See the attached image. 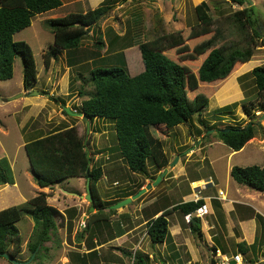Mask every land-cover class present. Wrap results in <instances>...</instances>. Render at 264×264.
<instances>
[{"label":"rangeland","instance_id":"1","mask_svg":"<svg viewBox=\"0 0 264 264\" xmlns=\"http://www.w3.org/2000/svg\"><path fill=\"white\" fill-rule=\"evenodd\" d=\"M192 1L62 0L61 6L35 15L28 27L14 34L15 39L26 41L32 49L37 68V81L32 90L39 93L29 94L32 90L24 89L22 58L21 55H17L13 63V76L7 80H0V157L6 156L11 164L15 181L13 184H15L16 190L14 187L6 188V185L0 184V191L2 190L0 206L5 208L24 203L25 200L44 190L48 203L63 212V216L55 217L56 228L50 232L49 239L44 242L35 259L34 253L32 256L28 247V243L33 241L34 221L29 215L21 217L15 223L21 240L20 251L13 258L27 261L26 264H83L81 261L84 256L85 264H133V259L128 256L127 252L134 254L137 251L148 256L146 264H211V259L215 260L216 258L213 257L211 247H208L204 238L186 230L189 227L178 210L167 216L169 228L171 230L176 221L181 220L179 223L182 229L186 228L182 230V233L187 234L186 238L180 235L176 240L179 242V246H177L172 243L169 233L164 242L152 243L146 233L143 219L137 211L138 204L144 198L158 199V196L165 197L168 202L176 204L193 193L189 184L190 179L209 177L215 185L209 184L208 189L204 192L206 194H215L220 188L225 191L228 197L242 198L244 190H247L256 192L258 195L255 196L264 204V192L252 190L237 183L230 177L228 170L232 165H264V119L259 121L262 127L257 128L256 136L251 138L242 149L234 151L235 153L230 157H227L231 150L227 145L217 139H210L216 137V127H224L228 124L243 125L249 121L248 116L242 111L240 102L254 98V83L249 75L243 80H240L239 76L249 72L251 68H246L251 64H254L253 67L264 64L263 40L260 41L254 37L256 39L254 45L251 39L253 36L251 29L248 26H241L240 22L234 18L235 12L241 10L244 5L229 0H207L209 13L213 19V24L209 29L211 34H217L215 46L225 43L244 47L251 44L253 46L252 61L250 60L244 67L240 66L212 94L207 107L200 116L194 115L188 122L169 128L164 125L151 127L152 133L162 141L163 150L166 156H169L170 164L176 163L177 157H179L178 162L173 164L185 169V174L179 175V178L172 176L175 171H171L168 175L165 170L156 172L157 168L151 166L150 160L146 161L148 174L133 172L115 150L116 136L112 122L95 119L90 124L86 123V119L82 116H67L63 112L64 107L80 111L81 101L86 98V95H80L78 90L81 88L87 91L93 88L91 84L83 85V78L80 77H87L90 69L101 65L102 62L98 64L99 57L108 56L106 63H124V59L117 53L132 45L131 23L126 12L129 7L145 5L158 9L170 33H175V37H179L187 34L197 24ZM104 2L112 4L107 16L87 33L77 49L69 51L70 54L66 50H62L56 58L50 59V64L46 68L43 63V53L48 45L52 44L53 34L45 25L44 20L63 16L69 12H84L87 9L96 8ZM250 5L254 7V16L258 18L256 28L261 35H264V1L252 0ZM96 28L100 31L99 35L102 36L106 44L101 49L94 45L97 39ZM144 34L145 39L152 38V31L149 29H146ZM98 51L100 56L95 54ZM134 56L135 54L132 52L127 53V64L130 65L134 62ZM181 59L187 67L193 61L189 55H185ZM188 74L190 71H187ZM230 84L236 85L241 90L239 98L229 99L234 96ZM18 93H22V95L13 100L6 99ZM213 97L219 100L229 99L227 104L236 101L238 104L234 115L220 119L213 116L212 110L217 107L213 105L215 103ZM263 111L256 110L255 114L259 116ZM198 117L211 128L206 129L201 125ZM65 125L76 127L78 134L84 138L88 154L93 158L92 162L96 161L102 165L103 175L96 183L97 192L102 199H113L120 196L122 192H134L146 177L151 181L156 180V184L147 190L142 199L141 196L130 204L114 209L115 211L108 215L109 221L103 220L95 225L92 223L83 236L79 234L83 232L89 214L96 211V207L91 212L88 210L90 203L84 198L86 179L83 177L68 178L54 184L51 188L38 189L23 147L26 140L47 134ZM201 133L203 134L202 138L199 137ZM188 148H194V150H188ZM160 202L159 200L156 204L159 205ZM157 207L152 204L149 210L154 212ZM107 210L108 208H105L103 212H107ZM122 214H126L128 218L122 219L120 217ZM217 215L223 225L221 226L224 228L223 232L228 234L226 239L218 237L217 241H220L222 245L220 252L225 253L224 251H226L227 256L240 252L237 247V239H240L242 235L241 229L243 231L244 228L243 235L247 242L250 241L247 239H252L249 225L245 224L240 229L237 223L230 224L226 213L220 210V214ZM203 218L207 219V216L205 215ZM118 221L122 222L126 231L123 235L115 237V230L119 227ZM256 224L254 241L249 245L248 252L246 254L239 253L242 256V264H249V260H264V225L260 221ZM214 230L220 232L217 223ZM91 247L96 250V253L94 255L86 254L91 250ZM192 256L194 259L187 261ZM0 264L12 263L1 256Z\"/></svg>","mask_w":264,"mask_h":264},{"label":"trees","instance_id":"2","mask_svg":"<svg viewBox=\"0 0 264 264\" xmlns=\"http://www.w3.org/2000/svg\"><path fill=\"white\" fill-rule=\"evenodd\" d=\"M230 1L244 5L241 10L235 12L234 18L241 26H248L251 29L253 44L256 40L254 37L263 40L264 43V35L256 28L258 18L254 16V7L247 5L248 0ZM61 5L62 0H0L1 81L13 76L15 57L21 55L23 87L27 91L33 89L37 81V68L32 49L26 41L15 39L14 34L28 27L35 15ZM111 7L112 4L104 2L84 12H69L63 16L46 18L44 22L53 34V42L43 53L44 66L47 68L50 59L56 58L62 50L70 54L69 51L77 49L87 33L107 16ZM126 12L131 23L132 45L117 53L124 59V63H106L108 56H101L98 60V64L102 62L101 65L90 69L87 77L79 76L83 78V85L93 86L91 90L81 88L78 90L80 95H86L81 101L79 112L89 119L90 124L95 119L112 122L116 136L115 150L130 170L148 174L147 160H150L151 166L157 169L165 167L168 163L162 141L152 133L151 127L164 125L169 128L188 122L194 115L200 116L212 94L240 66L244 67L251 59L253 46L250 44L240 47L237 44L225 43L215 46L217 34H211L209 29L213 19L209 13V5L205 1L194 6L196 26L179 37H175V33H170L156 8L134 5ZM146 29L152 31V38L145 39ZM99 33L96 28L97 39L94 45L101 49L106 44ZM131 52L135 56L134 62L129 65L126 57L127 53ZM99 53L98 51L95 54ZM185 55L193 58L189 67L181 59ZM187 71H190V74L187 75ZM248 75L254 83L255 95L254 98L245 99L240 104L249 121L243 125L228 124L215 128L217 139L234 151L240 150L249 139L256 136L257 128L262 127L260 122L254 119L257 116L256 110H264V64L254 66L249 72L239 76V79L243 80ZM237 104L235 101L216 107L212 110L213 116L217 119L233 116ZM63 112L69 116L64 109ZM198 121L206 129L211 128L205 125L200 117ZM85 144L83 136L78 134L74 125L58 127L47 134L26 140L23 144L34 182L39 187L51 188L64 179L89 177L96 211L89 214L80 236L89 230L92 223L95 225L103 220L109 221L108 215L115 210L108 209L107 212H103V209L139 189L131 193L122 192L113 199H102L97 192L96 183L103 175V168L98 162H92L93 158L88 154ZM230 176L239 184L264 192V165H233ZM14 182L8 158L0 157V184ZM202 203V198L197 201L180 202L149 219L145 226L150 241L162 243L166 240L170 233L167 216L171 212L178 210L183 217L185 213L193 211ZM24 215H29L34 221L33 241L28 243V247L30 254L34 253L35 259L44 242L49 239L50 232L56 228L55 217H62L63 212L48 203L47 194L43 191L25 200L24 203L0 209V257L4 252L14 257L20 251L21 240L15 223ZM120 217L128 218L126 214ZM118 224L115 237L123 235L126 231L122 222L118 221ZM187 225L192 233L202 237L198 217H193ZM237 247L242 254L249 250V245L245 241L238 242ZM92 248L86 254L94 255L96 250ZM213 250L215 251V248ZM127 254L132 257L133 264H146L148 261V256L141 252ZM81 262L86 263L84 256ZM211 262L214 264L215 260L212 258ZM249 262L264 264V260ZM232 264H235L234 261Z\"/></svg>","mask_w":264,"mask_h":264},{"label":"crops","instance_id":"3","mask_svg":"<svg viewBox=\"0 0 264 264\" xmlns=\"http://www.w3.org/2000/svg\"><path fill=\"white\" fill-rule=\"evenodd\" d=\"M192 1V0H191ZM202 1H205L207 2V0H193L192 3H193V6H196L197 4H199L200 2ZM230 1V0H229ZM255 1V0H254ZM264 1V0H263ZM231 2V1H230ZM208 3V2H207ZM252 3V0H248V6H251L250 4ZM209 5V4H208ZM251 60V59H250ZM250 60L248 62H250ZM252 61V60H251ZM246 62V63H248ZM254 64H251L250 66H248L246 69H252ZM245 69V68H244ZM230 89L232 91V95H234L232 98H229V99H237L241 96V90L238 89V87H236V85L234 84H230ZM8 96V95H7ZM214 98V97H213ZM229 99H222V100H219L218 98H214V104L215 106L217 107H220V106H223V105H226L227 102H229L230 100ZM216 108V107H215ZM214 108V109H215ZM4 131V130H2ZM193 136V135H192ZM203 134L201 133V135L199 136L200 138H202ZM211 140H216L217 137H212L210 138ZM218 140V139H217ZM250 140V139H249ZM248 140V141H249ZM220 141V140H219ZM247 141V142H248ZM222 142V141H221ZM246 142V143H247ZM223 143V142H222ZM245 143V144H246ZM202 145V144H201ZM226 145V144H225ZM191 147V146H190ZM230 148V147H229ZM243 148V147H242ZM241 148V149H242ZM191 149V148H188V150ZM231 149V148H230ZM192 151L194 150V148L191 149ZM238 151V150H237ZM234 150H230L229 153L227 154V157H230L231 155H233ZM168 158V163L167 165H165V167H161V168H158L156 172H161L163 170H165V172L168 174H170L171 171H175V173L172 175L173 177H177L179 178L180 176L179 175H184L185 173V169L183 167H177L178 165H171L170 164V160H169V156L167 157ZM179 160V157H177V162ZM176 162V163H177ZM174 163V164H176ZM171 165V167H169ZM233 166V165H232ZM232 166H229V175H230V169ZM104 177V176H103ZM231 177V176H230ZM102 178V177H101ZM232 178V177H231ZM233 179V178H232ZM207 180H211L212 183H207L206 187L203 186V183ZM151 182V179L146 177L143 182L140 184V186L138 188H141L143 186H145L147 183ZM189 184L191 186V190H192V194H190L189 196H186L184 197L183 200L177 202L176 204H179L180 202H185V201H190V200H193V195H194V192L197 191V190H200V197L203 199V203H206L208 205V208H209V212L206 214L207 216V219H204L203 217L199 218L200 219V223H201V231H202V238L205 239V241L208 243H206L208 245V247H211V250L213 251V257L215 258L214 256V248L215 249H218L219 252L222 251V245H221V242L220 241H217L218 240V237H221L226 239L228 237V234L227 233H224L223 231V227L221 228V226H223L221 223H220V220L218 219V215L217 214H220V210L223 212V213H226L227 217L229 218V221H230V224L234 225V223H237L240 227V229L245 225V224H248L249 225V229H250V232H251V236H252V239H247V240H250V241H246L245 238H244V235H243V231H244V228H243V231L241 229V237L240 239H237V242H241V241H245L247 245H250L253 241H254V233L256 231V227H257V222L260 221L263 225H264V204L263 202L258 198L256 197L255 195H258L256 192H250V191H247V190H244V194H243V197L242 198H238V197H228L225 193L224 190L222 189H218V190H222L224 193L223 196H218V191L215 193V194H206L204 193L205 190L208 189V185L209 184H213L215 185V183L213 182V180L209 177V178H206V179H202V178H194V179H190L189 180ZM6 185V188H11V187H14L15 190H16V186L15 184H4ZM8 185H13V186H8ZM211 185V186H213ZM38 186V185H37ZM4 188V189H6ZM45 187H39L38 186V189L40 190H43ZM253 190V189H252ZM2 191V190H1ZM0 191V192H1ZM44 191V190H43ZM70 192V191H69ZM147 192V190L141 195L139 196V198L141 197V199L144 197V194ZM210 197V198H207V197ZM153 197H150L149 199L147 198H144L139 204H138V208H137V211H139V214L140 216L142 217L143 219V223L146 224V222L151 219V218H154L156 216H158L160 213H162L163 210L167 209V208H171L173 207L174 205H176L175 203H171V202H168V199L166 200L165 197H162L160 198V196H158L156 198H153ZM24 200V198H23ZM161 201L159 203V205H157L156 203L158 201ZM152 204H155L157 207V209L154 211V212H151L150 209V206ZM4 207L0 206V209H3ZM177 211V210H176ZM172 213V212H171ZM259 215L261 216V218H259ZM169 216V215H168ZM84 219V217L82 218V220ZM182 219H184L182 217ZM181 221V220H179ZM179 221H176V224H174V226L171 228H169V231H170V235L172 237V243H174L175 245L179 246V242H176V240H178L179 236H184V238H186V233H182V230H185V229H182ZM216 223L218 224L219 228H220V232H218V230H214L215 226H216ZM146 229V228H145ZM187 231L189 230L190 232V229L187 228L186 229ZM226 232V230H225ZM181 233V234H180ZM223 236H222V235ZM185 243V242H184ZM181 244V243H180ZM178 249V248H177ZM176 249V250H177ZM225 253H221L220 252V255L222 256H227L226 255V251H224ZM237 253H240V252H237ZM177 254V253H176ZM236 254V253H235ZM241 254V253H240ZM234 255V254H232ZM230 255V256H232ZM230 256H227V257H230ZM242 257V256H241ZM221 258L222 257H216L215 258V262L214 264H221ZM193 258V256L187 260V261H191ZM233 260H229L226 264H232ZM185 263V262H184ZM235 263V262H234ZM212 264V262H211ZM236 264V263H235Z\"/></svg>","mask_w":264,"mask_h":264},{"label":"water","instance_id":"4","mask_svg":"<svg viewBox=\"0 0 264 264\" xmlns=\"http://www.w3.org/2000/svg\"><path fill=\"white\" fill-rule=\"evenodd\" d=\"M34 93H39L38 91H30L29 94H34ZM22 93H18L16 95L13 96H9L6 99L7 100H13L15 99L17 96H21ZM64 110L69 114V115H78V116H82L83 117V113L82 112H77L75 110H71L69 107H64ZM264 119V111L259 115L256 116V118L254 119L255 121H260ZM86 123H88V119H86ZM174 163H171V165ZM88 171V170H87ZM159 179V178H158ZM156 184V180L151 181L149 183H147L145 186L141 187L137 192H135L132 195H129L121 200H118L116 203L114 204H110L109 206H107L108 209H117L120 207H123L127 204H130L133 200L137 199L139 196H141L146 190L150 189L153 185ZM84 198L90 203V206L88 208V210L91 212L93 210H95V203H94V199L92 197V192L89 186V177H86V193L84 195ZM2 256L7 258L12 264H26L27 261H21V260H17L15 258H13L10 254H8L7 252L2 253ZM33 256V254H32ZM31 256V257H32Z\"/></svg>","mask_w":264,"mask_h":264},{"label":"built area","instance_id":"5","mask_svg":"<svg viewBox=\"0 0 264 264\" xmlns=\"http://www.w3.org/2000/svg\"><path fill=\"white\" fill-rule=\"evenodd\" d=\"M212 183L211 180H207L206 182L203 183V186L206 187L207 183ZM224 192L222 190H218V196H223ZM200 190L195 191L194 195H193V200L197 201L198 199H200ZM207 198H210L209 196ZM209 212V208L208 205L206 203H202L201 205H199L197 208H195L193 211L191 212H187L183 215L184 221L189 224L190 220L193 217H203L204 215H206ZM214 256L215 257H222L221 258V264H226L230 259L233 260L236 264H242V257L239 253H236L230 257L227 256H221L220 252L218 249L215 250L214 252Z\"/></svg>","mask_w":264,"mask_h":264},{"label":"clouds","instance_id":"6","mask_svg":"<svg viewBox=\"0 0 264 264\" xmlns=\"http://www.w3.org/2000/svg\"><path fill=\"white\" fill-rule=\"evenodd\" d=\"M76 111V110H75ZM83 118H85V117H83ZM85 119H87V118H85ZM88 122H89V119H88ZM198 191V190H197ZM201 199V198H200ZM194 201V200H193ZM198 218H201V217H198ZM186 223V222H185ZM187 224V223H186ZM216 250V249H215ZM215 252V251H214Z\"/></svg>","mask_w":264,"mask_h":264}]
</instances>
